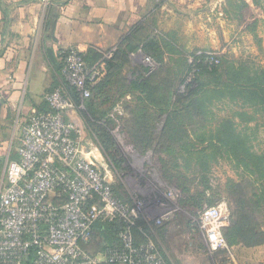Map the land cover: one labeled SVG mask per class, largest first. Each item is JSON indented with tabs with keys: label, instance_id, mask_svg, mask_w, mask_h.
I'll list each match as a JSON object with an SVG mask.
<instances>
[{
	"label": "built area",
	"instance_id": "1",
	"mask_svg": "<svg viewBox=\"0 0 264 264\" xmlns=\"http://www.w3.org/2000/svg\"><path fill=\"white\" fill-rule=\"evenodd\" d=\"M113 52L90 66L74 48L60 52V78L77 98L64 88L52 90L45 95L51 111H33L20 128L16 158L6 159L0 178V264H170L139 225L140 220L148 227L162 225L168 213L152 219L143 215L151 210L164 212V205L157 199L151 203L120 200L82 148L81 128L64 115L85 111L90 88L102 79ZM203 59L209 66L219 64L217 53L194 51L187 57L188 83ZM142 64L147 75L156 68L147 56ZM162 196L178 198L175 191ZM229 219L225 199L197 212L201 239L211 251L226 248L222 232ZM99 222L122 223L119 244L91 253L93 227ZM134 229L144 241L137 243Z\"/></svg>",
	"mask_w": 264,
	"mask_h": 264
},
{
	"label": "rangeland",
	"instance_id": "2",
	"mask_svg": "<svg viewBox=\"0 0 264 264\" xmlns=\"http://www.w3.org/2000/svg\"><path fill=\"white\" fill-rule=\"evenodd\" d=\"M224 3V21L218 20L215 12L205 13L208 17L203 16L204 27L199 30L201 34L195 37L199 41L193 46V51H175V47L164 40L160 44L162 49H152L147 56L157 66L164 65V70L177 76L176 98L185 93V84L193 81L191 79V82H187V57L197 50L213 51L219 57L229 59L235 67L234 71L240 73L242 83L250 85L262 78L264 0H226ZM247 3H252L255 8H249ZM207 18L210 22H207ZM196 39L189 34L184 41L187 44ZM142 57V54L130 57L129 68L138 69L142 65ZM127 70L129 69L125 68L124 75L128 80H134L136 75L127 73ZM248 79L252 82H248ZM200 84L204 89H210L209 84L212 83L202 78ZM113 90L107 88L100 92L98 103L100 109H107L115 103V107L109 111L112 122L97 128L99 134L102 128H107L113 143L110 147L106 137L101 140L97 137L90 138L88 142L91 158L101 169L107 184L122 200L143 199L153 202L157 199L164 205V212L151 210L143 215L152 219L163 213L169 214L163 224L156 227L161 229L152 227V240L163 257L170 264H264L262 253L258 254L260 257L257 259L244 252L246 250L242 252L241 249L245 247L237 243L229 244L225 241L224 250L211 251L202 241L195 222L196 215H193L199 208L192 206V210L186 205L184 207V200L188 199H191L189 203L192 205L199 201L201 206L204 205L206 201L201 197L203 192L213 200L225 199L230 202L228 188L232 182L255 180L258 177L253 174L252 168L245 167L246 162L238 154L242 147L255 154L264 153V108L249 101L248 90L233 97L228 95L221 100L214 97L206 99L211 96L209 93L200 94L199 100H204L206 107L204 114L185 121L182 112L178 119L177 123H183L188 132V138H182L183 145H172L168 151L154 156L152 152L140 154L128 143L119 117H128L123 111V104L134 105V98L127 96L128 98L116 101L119 97ZM96 93L95 91L92 95L95 96ZM105 99L110 102L104 103ZM117 107H120L121 113ZM164 122V118L158 122L157 132L163 128ZM94 128L89 125V131ZM230 137L240 142L237 145L239 150L229 144ZM184 188L187 193H184ZM170 191L177 192L178 198L164 200L162 195ZM94 241L97 243V237ZM98 247L95 244L93 248Z\"/></svg>",
	"mask_w": 264,
	"mask_h": 264
},
{
	"label": "crops",
	"instance_id": "3",
	"mask_svg": "<svg viewBox=\"0 0 264 264\" xmlns=\"http://www.w3.org/2000/svg\"><path fill=\"white\" fill-rule=\"evenodd\" d=\"M225 1L0 0V178L6 159L16 158L19 131L30 114L45 109L46 94L65 89L57 68L63 49L103 55L133 33L191 52L205 13L224 21ZM189 34L196 40L186 44ZM93 247L88 251L95 253ZM241 250L264 257V246Z\"/></svg>",
	"mask_w": 264,
	"mask_h": 264
},
{
	"label": "trees",
	"instance_id": "4",
	"mask_svg": "<svg viewBox=\"0 0 264 264\" xmlns=\"http://www.w3.org/2000/svg\"><path fill=\"white\" fill-rule=\"evenodd\" d=\"M161 42L156 36H144L143 34L138 37L131 33L129 36L124 37L114 49L111 59L105 62L102 79L90 88V97L85 101V111L64 114L67 121L73 122L81 128L83 132L81 145L89 156H91L88 142L90 138L96 139L97 137L101 140V138L106 137L110 147L113 143L107 128H102L101 134L97 131V128L104 127L102 125L105 123L112 122L109 111L115 107V103H112L107 109H100L98 105L100 92L107 88H113V92L118 94L119 99H116V101L126 96L134 98V105L130 103L123 104V111L128 117H119V120L123 123L122 132L128 143L138 153L152 152L154 156L168 151L172 148V145H183L182 138L184 137V140H186L188 132L183 123L180 125L177 122L182 116V112H184L185 121L193 116L198 117L197 115L201 113L204 114L206 107L204 100H199L200 94L209 93L211 96L206 99L214 97L221 100L228 97V95L233 97L239 92L243 93L248 90L249 101H253L264 108V72L261 73L262 78L258 81L252 82L248 79V82H252L250 85L242 83L239 79L240 73L234 71L235 67L226 57H219L217 66H209L204 63L203 59L197 65V72L193 81L185 84V93L178 98H176L177 93L175 91L178 78L172 72L164 70V65H156L155 70L149 75L146 74L147 69L143 64L138 69L131 70L129 68L131 65L130 54L139 52L143 56H148L152 49H155L154 51H157V48L162 49ZM83 56L89 66L102 57V55L89 56L87 54ZM57 68L60 71L61 61L57 62ZM125 68L129 69L127 73L136 75L134 80H128L127 76L124 75ZM189 71L190 66L188 65L187 72ZM202 78H206L212 83L209 84L210 89H204L203 85L200 84ZM182 82L183 80H181ZM95 91L97 93L93 96L92 94ZM65 92L76 100L77 97L73 89L65 86ZM109 102V99L104 100L106 104ZM49 111L51 110L45 103V109L40 112ZM163 118L165 119L164 126L157 132L158 122ZM89 125L95 127L93 131H89ZM228 142L235 150H239L237 145L240 142L237 139L230 137ZM238 157L245 161V167L252 168L254 170L253 174L258 177L255 180L244 179L230 184L228 188L230 202L227 201L228 204L230 203V219L228 225L223 229V237L229 244L237 243L245 248L264 246V153L255 154L242 147ZM184 193H187L185 188ZM117 197L120 198L118 195ZM201 197L203 201H206L205 206H213L219 201V199L213 200L211 197H206L205 192ZM120 200L122 199L120 198ZM122 201L124 203L131 202L128 200ZM189 201L191 199L184 200V207L186 205L187 208L192 210L194 206L199 208L194 211L193 215H197V212L204 207V205H200V201L196 205L190 204ZM139 225L144 233L152 239V227L145 226L141 220ZM121 228L122 223L119 222L96 223L93 227L94 238L97 237L98 239L97 243L94 242V245L99 246L98 249H95L96 252L117 246L119 244L118 234ZM133 232L137 243L145 240L135 229Z\"/></svg>",
	"mask_w": 264,
	"mask_h": 264
}]
</instances>
